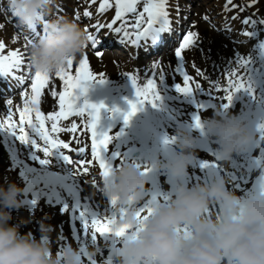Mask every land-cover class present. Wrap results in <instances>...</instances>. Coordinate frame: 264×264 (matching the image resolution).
<instances>
[{"label": "clouds", "instance_id": "clouds-1", "mask_svg": "<svg viewBox=\"0 0 264 264\" xmlns=\"http://www.w3.org/2000/svg\"><path fill=\"white\" fill-rule=\"evenodd\" d=\"M55 4L56 0H0V13L11 11L19 26H42V35L28 45L27 57L30 69L47 77L66 69L90 42L74 20L52 17ZM201 124L218 144L221 167L255 139L237 115L216 111L204 116ZM179 137V154L157 165L176 180L175 193L151 204L150 214L141 212L148 180L140 168L128 164L101 175L99 193L115 202V229L125 230L113 264H264V195L244 203L223 179L190 188L184 180L197 141L185 132ZM25 192L21 184L0 178V264H86L81 247L53 249L55 226L47 217L36 221L35 231L25 230L30 221L14 218L25 208ZM89 244L88 253L96 258L102 248Z\"/></svg>", "mask_w": 264, "mask_h": 264}, {"label": "snow or ice", "instance_id": "snow-or-ice-1", "mask_svg": "<svg viewBox=\"0 0 264 264\" xmlns=\"http://www.w3.org/2000/svg\"><path fill=\"white\" fill-rule=\"evenodd\" d=\"M255 3L256 0H253ZM97 0H90L91 5H95ZM143 4V11L138 12V6ZM232 0H228V4H231ZM169 0H99V6L96 9L97 23L92 24L93 31H89L88 28L84 30L88 33L91 47L96 50L97 56H102L103 52L99 50V32L102 29H108L111 32L117 34L120 37V42L124 43L128 41L133 45L139 47L140 41H151L152 44L160 39L161 34L171 32V20L169 12ZM227 8V5H225ZM115 9V16L110 23L99 22V17L103 16L109 9ZM177 6V11H178ZM243 11V8H241ZM11 13V11H10ZM12 14V13H11ZM131 14L135 18V22L132 25L133 31L128 30V20L126 17ZM93 13L89 10L83 11V17L91 19ZM76 19L80 20L81 16L79 12L76 15ZM207 19V17H205ZM119 22V25L117 26ZM243 23L248 25L251 23L253 26L260 24L264 25V19H244ZM3 25H0L2 28ZM30 30L33 33V38L27 40L26 47L34 41V38L40 37L39 32L36 31L35 26H31ZM246 36H254V33L245 32ZM196 33L189 32L184 38L183 44L175 52L177 58L181 62V66L177 67L176 71L180 72L183 76V87L180 83L175 84V91L185 97H194L193 88L190 86L192 77L183 71V56L182 52L193 45L196 42ZM5 43L0 40V53L5 49ZM88 45L86 46V48ZM262 53H264V43L259 45ZM241 67L248 71L250 59H240ZM24 65V56L19 50L12 51L8 55H0V77L8 78L12 77L19 84L24 83L23 76H16L14 72L19 71ZM74 61L69 60L66 69L62 70L56 76L63 82L64 91L59 94V111H53L49 115H45L40 110L41 97L43 90L49 85L51 77L43 76L39 73L34 74V79L31 84V93L25 91L23 93L25 100L22 109H17L20 114L19 123L17 124L13 120V113L10 106L13 104L11 99L7 100L9 106L6 118L0 119V134L3 135L4 142L7 144L9 138L14 141H19L20 145L25 146L28 149V156L31 161L38 162L39 169L36 167H30L24 163L23 160L17 158V151L13 147H9V151L12 154V160L14 164L22 166L20 176L27 182L26 192H31L33 198L26 200L25 203L35 208L38 204L40 197H46L49 204L53 201L57 204H63L62 211L67 212L69 205L64 202L61 191L66 192L69 197L74 200L73 207V219L77 217L75 213L79 211V217L81 224L83 225L85 239L81 241L80 236L76 235V240L82 244L81 252L87 259L88 264H97L96 258H93L88 253L89 243L92 246L98 247V235L103 238L104 245L109 248V254L103 264H113V258L117 251L118 238L125 236V230L115 229L116 214H115V202H111L112 210L105 209V213L102 215L98 210H92L88 205L81 204L80 197V185L78 183V177L84 176L88 173V168H83V162L87 159L85 156V148L87 145L79 147L78 150L70 149L69 143L60 139L59 134L62 132L75 133L77 131V124L71 123L70 126H61L62 120H68L69 117H87L86 123L83 127L91 133V160L98 162L100 174L103 176L109 175L113 169L105 162L103 153L107 149V146L111 143L112 137L107 133H101L97 131L101 110L105 108L103 104H91L84 100L83 104L80 103L81 98L85 97L88 92V88L93 81L103 83L106 79L103 74L100 77L89 70L88 58L85 56L79 61V67L76 69L75 75L72 73ZM30 69V65H28ZM199 75H204L199 72ZM228 87L223 91L226 95L223 97L227 103L225 108L231 105L234 95L247 87L246 76H237L236 71L229 73ZM133 87L136 88V101H128L130 111L123 113L125 123L141 110L145 103H150L153 107L157 106L161 102L160 91L155 79L148 80L145 86L138 84L137 77L129 75ZM231 77H236L232 79ZM160 85L165 82V76L160 75ZM195 89L198 92H202L200 84H195ZM217 91L220 89L217 87ZM53 97H56L58 93L53 90L51 92ZM210 96L211 94L208 93ZM204 105H198V108H203ZM115 112H119V109H115ZM50 123V129L46 125ZM194 123L196 128H202L201 120L199 116L194 117ZM27 129V130H26ZM30 130V131H29ZM42 141L43 143H38ZM78 144L83 142L77 139ZM165 143H168L166 140ZM64 149L69 151H76L79 159L73 160L69 155L65 154ZM38 153L43 154L41 158ZM58 168L60 171H52L51 168ZM205 167H208L206 164ZM42 185V187H38ZM92 186H96L95 179L92 180ZM156 202V197H153L149 205L141 209V212L147 211L151 213V204ZM99 206H97L98 208ZM89 229H91L90 240ZM103 255V252L100 253Z\"/></svg>", "mask_w": 264, "mask_h": 264}, {"label": "rangeland", "instance_id": "rangeland-1", "mask_svg": "<svg viewBox=\"0 0 264 264\" xmlns=\"http://www.w3.org/2000/svg\"><path fill=\"white\" fill-rule=\"evenodd\" d=\"M57 5L59 6V3H58V2H57ZM59 8L61 9V8H63V7H62V6H59ZM64 9H66V8L64 7ZM67 10L69 11V8H68ZM54 11H55V8H54ZM197 32L200 34V37L204 35L205 38L207 39V41H209V40H213V42H214L216 45H217L218 43H220V44L218 45V47H219L220 49H222V50L228 52L229 55H230V57H232L233 60H234L235 62H238V66L240 67V69H241V71H242V73H243L244 75H250V74H252L253 71H254V70L260 65V64H258V63H255L253 66H250V64L252 63V62H251V63L249 64L248 71L246 72V71H245V68L241 67V65H240V62H239V60H240V59H239L240 56H239L238 53H237V49L233 48L234 46H232L231 44H229L227 41H224V40H220V41H218V40L216 39V37H214L211 33H205L200 27L197 28ZM227 46H228V48H227ZM187 58L192 59V56H191V57H188V54H187V52H186V59H187ZM167 61H173L172 57L167 58ZM110 65L113 66V67H116V66H114V63H111V62H110ZM104 66H105V63H104V62L99 63L98 66H97V71H101L102 68H103ZM189 68H190V67H189ZM190 69H191V68H190ZM232 70H233V68L230 66V67H228L227 69H224V70L222 71L223 85H224V84H227V82H228V81H227V78H228V76H229V73H230ZM168 72H169V71H168ZM115 75H116L115 73H111L110 71H109V73H108V76H110V78H113ZM179 78H180V77H179ZM170 123L173 124V128H175V130H176V129H180V128L183 127V125H182V121H170ZM93 197H96V196H93ZM112 207H113V206H112L111 204H109L108 207H107V210H108V211H111V210H112ZM98 244H99V246L102 248V252H103V254H104L103 246H105V245H104L103 240H100V241L98 242ZM99 255H101V254H99Z\"/></svg>", "mask_w": 264, "mask_h": 264}, {"label": "bare ground", "instance_id": "bare-ground-1", "mask_svg": "<svg viewBox=\"0 0 264 264\" xmlns=\"http://www.w3.org/2000/svg\"><path fill=\"white\" fill-rule=\"evenodd\" d=\"M204 1L205 2L209 1V3L207 4L209 5L208 6L209 9L214 6H220V9H225L223 6V2H224L223 0H204ZM259 6L264 7V0H260ZM217 22H219V19H217ZM1 38L4 39L7 42V44L11 45V41L8 40L5 35L1 34Z\"/></svg>", "mask_w": 264, "mask_h": 264}]
</instances>
